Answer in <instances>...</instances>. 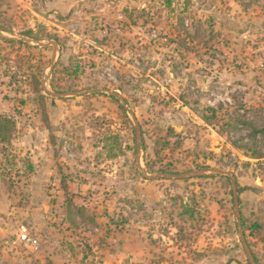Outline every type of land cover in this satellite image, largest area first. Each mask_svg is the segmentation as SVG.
Masks as SVG:
<instances>
[{
    "label": "rangeland",
    "instance_id": "374dc122",
    "mask_svg": "<svg viewBox=\"0 0 264 264\" xmlns=\"http://www.w3.org/2000/svg\"><path fill=\"white\" fill-rule=\"evenodd\" d=\"M0 116V264H264V0H0Z\"/></svg>",
    "mask_w": 264,
    "mask_h": 264
},
{
    "label": "water",
    "instance_id": "95a60500",
    "mask_svg": "<svg viewBox=\"0 0 264 264\" xmlns=\"http://www.w3.org/2000/svg\"><path fill=\"white\" fill-rule=\"evenodd\" d=\"M47 44H41V46H46ZM93 92H100V90H95V91H89V92H85V93H73V94H69V95H66V94H60V95H56V94H52L50 93L51 95H56L58 97H67V96H81V95H84V94H89V93H93ZM113 97H116L117 99H120L119 96L115 95V94H111ZM122 101V100H121ZM123 103V101H122ZM216 173L218 174H224V175H228L231 177L232 179V183H233V187H234V195H235V202L236 204L238 203V199H237V192H236V180L235 178L230 175L229 173H226V172H223V171H216ZM185 177H189V175H172V174H158L156 176H151L149 177V179H159V178H173V179H182V178H185ZM242 236V240H243V243H244V246L246 247V251H247V255H248V258H249V262L251 264H256L254 258L252 257L251 255V252L250 250L248 249L247 245H246V242H245V239H244V235L243 233L241 234Z\"/></svg>",
    "mask_w": 264,
    "mask_h": 264
},
{
    "label": "built area",
    "instance_id": "2783aa9c",
    "mask_svg": "<svg viewBox=\"0 0 264 264\" xmlns=\"http://www.w3.org/2000/svg\"><path fill=\"white\" fill-rule=\"evenodd\" d=\"M16 242L20 244L22 250L26 253H33L39 250L38 241L31 235L29 229L24 225L19 228Z\"/></svg>",
    "mask_w": 264,
    "mask_h": 264
},
{
    "label": "trees",
    "instance_id": "16d2710c",
    "mask_svg": "<svg viewBox=\"0 0 264 264\" xmlns=\"http://www.w3.org/2000/svg\"><path fill=\"white\" fill-rule=\"evenodd\" d=\"M8 42H10L11 43V41H8ZM40 83H39V88H40ZM42 91H44V90H40L39 91V89L37 88V93L39 94L40 93V95L42 96ZM208 110H210V111H213V112H215V110H213L212 108H208ZM203 119L206 121V122H208V123H212V119H213V117H208V116H203ZM246 126H252V125H250L249 123H247V122H245L244 123ZM7 125H14V123L12 122V121H10V119H8V118H6V117H2V116H0V136L2 135V133H1V131L2 130H6V129H8V126ZM257 130V129H256ZM258 132H260V133H263V130H261V131H256V133H258ZM247 148V147H246ZM254 154H255V152H254ZM31 168H32V166H31ZM240 193H241V190L239 189L238 190Z\"/></svg>",
    "mask_w": 264,
    "mask_h": 264
},
{
    "label": "crops",
    "instance_id": "0c3cea01",
    "mask_svg": "<svg viewBox=\"0 0 264 264\" xmlns=\"http://www.w3.org/2000/svg\"><path fill=\"white\" fill-rule=\"evenodd\" d=\"M2 226L0 225V231H3V228H1Z\"/></svg>",
    "mask_w": 264,
    "mask_h": 264
}]
</instances>
